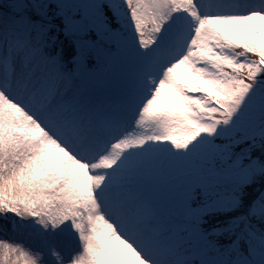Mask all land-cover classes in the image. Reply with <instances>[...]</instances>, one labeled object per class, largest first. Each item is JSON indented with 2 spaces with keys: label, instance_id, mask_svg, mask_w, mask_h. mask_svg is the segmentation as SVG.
<instances>
[{
  "label": "snow or ice",
  "instance_id": "1",
  "mask_svg": "<svg viewBox=\"0 0 264 264\" xmlns=\"http://www.w3.org/2000/svg\"><path fill=\"white\" fill-rule=\"evenodd\" d=\"M0 264H264V0H0Z\"/></svg>",
  "mask_w": 264,
  "mask_h": 264
}]
</instances>
